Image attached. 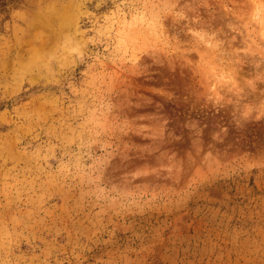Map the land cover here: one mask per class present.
I'll return each instance as SVG.
<instances>
[{"label":"rangeland","instance_id":"obj_1","mask_svg":"<svg viewBox=\"0 0 264 264\" xmlns=\"http://www.w3.org/2000/svg\"><path fill=\"white\" fill-rule=\"evenodd\" d=\"M0 264H264V0H0Z\"/></svg>","mask_w":264,"mask_h":264}]
</instances>
